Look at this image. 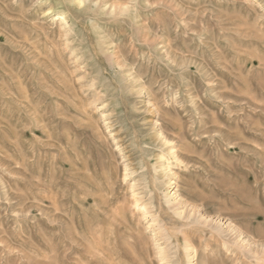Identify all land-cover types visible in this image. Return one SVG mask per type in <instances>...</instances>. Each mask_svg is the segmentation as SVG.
Listing matches in <instances>:
<instances>
[{
    "label": "rangeland",
    "instance_id": "rangeland-1",
    "mask_svg": "<svg viewBox=\"0 0 264 264\" xmlns=\"http://www.w3.org/2000/svg\"><path fill=\"white\" fill-rule=\"evenodd\" d=\"M0 264H264V0H0Z\"/></svg>",
    "mask_w": 264,
    "mask_h": 264
},
{
    "label": "bare ground",
    "instance_id": "bare-ground-1",
    "mask_svg": "<svg viewBox=\"0 0 264 264\" xmlns=\"http://www.w3.org/2000/svg\"><path fill=\"white\" fill-rule=\"evenodd\" d=\"M165 139V138H164ZM176 156V155H175ZM175 158V157H174ZM185 214V213H184ZM186 215V214H185ZM186 238V237H185Z\"/></svg>",
    "mask_w": 264,
    "mask_h": 264
}]
</instances>
